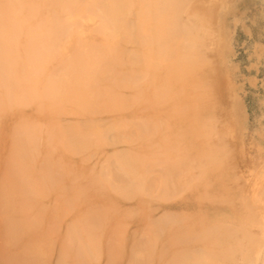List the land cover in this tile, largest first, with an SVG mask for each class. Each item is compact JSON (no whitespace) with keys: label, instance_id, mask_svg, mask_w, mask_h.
Segmentation results:
<instances>
[{"label":"bare ground","instance_id":"1","mask_svg":"<svg viewBox=\"0 0 264 264\" xmlns=\"http://www.w3.org/2000/svg\"><path fill=\"white\" fill-rule=\"evenodd\" d=\"M35 1L0 0V264H84L94 246L100 256L115 257L112 264H264V139L257 137L237 162H217L229 146V114L208 92L211 26L232 0H55L57 6L20 25L24 9L36 12ZM90 22L95 36L82 38ZM50 53L58 55L46 59ZM153 55L162 56L152 63L156 72L169 61L171 73L189 77L166 97L172 101L162 115L172 113L170 106L180 113L158 133L147 101L167 95L172 77L156 79L148 65L140 68ZM25 72L31 87L21 79ZM17 92L33 99L38 115L10 102ZM134 94L139 105L131 107ZM188 111L190 118L182 116ZM190 128L197 146L181 147L180 140L162 147L170 134ZM163 129L136 144L142 133ZM65 145L89 162L88 171L73 163L84 177L79 186L77 174H66L74 172L63 163L67 156H54ZM54 184L64 186L56 198H63L64 218L77 199L87 200V210L54 225L48 204H39ZM102 190L148 209L143 226L86 236L85 213L111 207L97 197ZM56 209L54 203L50 214Z\"/></svg>","mask_w":264,"mask_h":264},{"label":"rangeland","instance_id":"2","mask_svg":"<svg viewBox=\"0 0 264 264\" xmlns=\"http://www.w3.org/2000/svg\"><path fill=\"white\" fill-rule=\"evenodd\" d=\"M36 4L37 9L34 14H30L26 9H24V19L20 20V25H25L29 21H33L37 19V16L41 9L42 12L46 10L52 9L53 6H57L55 0H48L44 2L43 0H37L34 2ZM53 4V6H52ZM233 6V8H232ZM219 12L221 17L219 22L212 23L211 31L213 37V46L211 49V53L213 54V61L210 62L212 66H215L211 75L208 76L210 81L208 85V92H210L211 97L216 101L221 102L222 107H226V113L229 120H225V122L229 123L230 130L228 132L226 128L225 142L224 147L229 146L225 151L217 157V162H230L233 159L237 162L239 159L243 158V154L247 153L248 149L252 148V143L256 141L257 137H261L264 139V0H232L226 1L220 8ZM89 13V12H88ZM86 16H90L87 14ZM84 25V29L80 33L82 38H87L91 36H95V29H89L93 24ZM76 34V33H75ZM99 34V33H98ZM106 35H102L101 39L111 41L110 37L105 38ZM99 39L98 36H96ZM73 43L67 42L66 45ZM58 53H50L46 54V59H54ZM154 56V55H153ZM159 62L162 61V56H154L148 62L141 65L140 68H143L148 65L149 75H154L156 79H162L164 75H171V86L167 91V95H161V97L156 98L155 100L147 101L148 105L151 108H148L147 117L152 116V121L154 122V127H157V124L160 121V125L158 127L157 133L160 129L161 124H165L172 120V117H177L180 113L173 106L172 113L166 116L162 115L163 107H167L169 101L165 100L167 96L177 89L179 86L185 84L189 79L188 75L186 76L181 70H177L175 75L171 73L172 65L169 61H165L162 63V68L159 72L154 70L152 63L157 60ZM129 62V60L124 61V63ZM42 63H46L42 60ZM149 63V64H147ZM129 64V63H127ZM123 67H127L126 65H122ZM29 87H31L30 81V72H25L24 77L21 78ZM151 90V89H150ZM127 92L133 93V90H129ZM189 93H193V88L189 89ZM135 95V94H134ZM174 95V94H173ZM17 100L12 99L10 102L17 104L18 109L20 108H31L34 114H37L36 105L33 102V99L29 97H25L21 94V92H17ZM22 96V97H19ZM136 99L133 101V105L131 107H135L139 105L137 102L138 95H135ZM221 98V99H220ZM43 100V99H41ZM35 100V101H41ZM174 105L178 104V99L176 101L171 102ZM189 106L193 105V100H188ZM224 104V105H223ZM8 105H6L7 107ZM128 108L129 110H125V112H129L132 108ZM159 108L162 109L158 114H154ZM221 108V107H220ZM219 108V110H220ZM220 111L215 112L212 120H217L220 118ZM144 113V112H143ZM189 111L186 113V118H190L191 114ZM141 116V114H139ZM72 116V115H70ZM204 118L205 116H200ZM38 118H40L38 116ZM41 119V118H40ZM40 124L43 122L40 120ZM46 120V119H45ZM204 120V119H203ZM202 120V121H203ZM184 126H182L183 128ZM164 129L159 134H151L150 131H146L142 133L139 138H136V144L138 141L143 140L147 137L156 138L160 134H163ZM149 132V133H148ZM184 134L179 136H169L167 141H164L162 147L165 149L166 147H170L174 145L177 141H182L179 146L184 148H189L192 142H196L198 134L190 128L189 131H181ZM208 132L203 129L201 132L202 137L208 138ZM210 137V136H209ZM196 142V146H197ZM249 146V147H248ZM60 149L56 150L54 154L55 157L61 155L64 159L67 156V162L64 164H68L70 166L69 169L74 171L73 173H66L69 175L77 174L74 180L78 181L79 184L83 181V176H78L80 171H77L76 168L73 169V163L78 166H82L81 171H88V161L79 159L82 156H77L73 153L74 148L70 145L59 146ZM108 147L101 146L98 148L105 149ZM64 150V151H63ZM245 151V153H244ZM67 153V154H66ZM242 154V155H241ZM247 156V155H246ZM245 156V157H246ZM72 162V163H71ZM241 163V162H238ZM68 168V167H66ZM232 169H235V166H232ZM80 170V169H79ZM100 184H94L93 187L101 188ZM55 188L53 193H45L41 195L43 198L39 199V204H48L47 215L51 221H54L55 224L62 223L63 220H70L74 217L76 212L79 210H87L88 206L86 205L84 199H77L72 204L79 203L76 207H73L67 217L64 218V203L63 198L58 199L60 202L56 203V198L61 194V189L64 188L61 184L52 185ZM47 191V188L45 189ZM101 199H105L107 204H110L111 207L108 209L107 213L102 209L98 212L90 211L88 214L90 216V223L87 224V228L85 231L86 236H90L91 233L94 234L95 230L97 232L101 230L107 229V231L118 232L116 234H122L126 229H132L134 226L142 227L144 223V213L148 212V209L145 207H140L137 203H135V198L127 199L123 195H118V193L110 192L106 193L104 190L100 191ZM70 196V194H69ZM76 196V193H71V197ZM113 196L117 199H113ZM54 203L57 206L56 211H52L50 214V209L53 207ZM128 203H132V206H128ZM57 215V216H56ZM143 215V220L139 223H136V218L138 216ZM154 215H150L152 217ZM63 219V220H60ZM104 251L106 249H103ZM99 248L91 247L88 253L83 256L84 264H112L115 257H106L100 256ZM107 253V252H106ZM153 261L157 262V255L153 258Z\"/></svg>","mask_w":264,"mask_h":264}]
</instances>
